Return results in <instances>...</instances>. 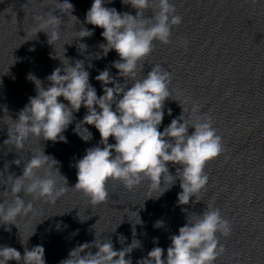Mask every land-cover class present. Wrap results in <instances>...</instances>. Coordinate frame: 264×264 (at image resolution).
I'll use <instances>...</instances> for the list:
<instances>
[{
    "label": "clouds",
    "instance_id": "obj_1",
    "mask_svg": "<svg viewBox=\"0 0 264 264\" xmlns=\"http://www.w3.org/2000/svg\"><path fill=\"white\" fill-rule=\"evenodd\" d=\"M122 2L135 9L136 15L105 7V0H93L86 13V23L103 29L101 35L106 43L100 47L105 56L111 50L118 54L120 59L113 61L112 66L124 82L120 83L107 68L100 71L95 79L101 82L103 95L98 97L83 62L76 61L73 66L69 59L67 65L62 62L63 68L57 67L47 77L50 81L47 88L30 74L28 79L34 82L37 95L29 98V103L19 112L17 119H12L14 123L8 126V139L4 144L10 143L22 150L30 138L66 143L63 132L73 122V114L83 105L87 113L75 131L88 141L91 133L85 128L88 136H81L77 127L81 124L93 125L100 134V145L103 147L97 145L87 149L86 154L76 162L77 182L74 188L89 197L93 205L108 199L106 185L110 179L119 180L129 190L144 180L149 182L150 190H160L167 183L169 187L160 195L179 180L182 191L178 193V203L187 205L192 197H195L194 203L199 202L198 194L209 181L205 167L224 152L222 137L217 134L211 116L201 114L195 101H192L191 117L185 116L186 109L178 101L182 107L181 115L172 119L162 132L159 131L165 114V101L172 97L170 86L173 76L161 65H154L146 75L137 78L138 71L144 68L143 62L154 50V42L169 44L173 27L179 26L183 17L176 13L171 0ZM57 10L77 20L72 15L74 6L69 0H54V7L34 17L32 35L45 33L51 45L61 38L63 20L55 14ZM148 10H151L150 16L145 15ZM78 34V38H84L90 37L93 32L82 28ZM80 45L87 47L83 43ZM109 84L114 87H108ZM60 97L68 103L60 102ZM188 99L185 97V102ZM168 115H172L171 109H168ZM190 128L194 129L191 134ZM110 137L114 138V144L109 143ZM13 163L19 166L21 160L16 159ZM58 163L42 148L24 163L22 175L9 176L10 183L5 194L10 195L12 200L0 203V224H15L18 216L33 211L32 202H26L21 193L54 204L67 191V180L60 174ZM169 163L180 166L175 175L169 172ZM58 177L64 180L66 186L59 185ZM162 224V221H157L155 227ZM230 233V222L218 208L207 205L206 210L197 214L195 219L187 216V223L179 228L178 235L170 237L171 245L167 248L166 258H163V248L153 247L147 257L138 260L137 264H215L225 252L219 236L228 237ZM123 240L121 236L120 241ZM135 241L137 243L132 241L131 245L117 251L111 239H95L71 250L68 258L61 260L60 264H132L126 256L141 246L139 241ZM154 243H158V239L154 238ZM93 247L97 249L94 254L90 251ZM9 261L46 264L45 249L40 245L31 250L25 248L22 255L13 247L0 246V264H8Z\"/></svg>",
    "mask_w": 264,
    "mask_h": 264
}]
</instances>
